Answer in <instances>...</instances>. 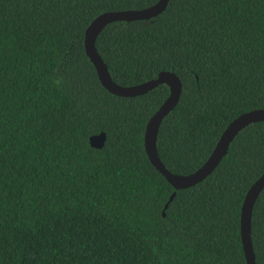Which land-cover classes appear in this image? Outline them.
<instances>
[{
  "label": "trees",
  "instance_id": "1",
  "mask_svg": "<svg viewBox=\"0 0 264 264\" xmlns=\"http://www.w3.org/2000/svg\"><path fill=\"white\" fill-rule=\"evenodd\" d=\"M157 1L0 0V264H247L240 215L264 172V121L176 189L144 148L168 86L114 95L85 53L96 16ZM95 47L119 85L179 77L156 140L172 173L194 172L232 120L264 109V0H169L153 17L106 24ZM251 241L264 264V188Z\"/></svg>",
  "mask_w": 264,
  "mask_h": 264
},
{
  "label": "water",
  "instance_id": "2",
  "mask_svg": "<svg viewBox=\"0 0 264 264\" xmlns=\"http://www.w3.org/2000/svg\"><path fill=\"white\" fill-rule=\"evenodd\" d=\"M169 0H158L155 4L139 10L107 11L96 16L87 26L84 32V49L89 60L93 64L101 85L110 93L121 97H133L144 94L159 84H166L169 95L150 117L144 132V148L151 164L161 175L176 189L195 185L206 178L220 163L229 144L234 137L248 124L264 121V109H255L243 113L232 120L222 132L211 154L206 161L190 174H175L170 172L158 157L156 140L162 119L174 108L179 100L182 84L179 77L171 71H161L155 79H151L136 85L122 86L112 80L106 64L99 56L95 39L104 26L113 21H132L147 19L161 13ZM105 134L99 133L89 138L92 147L100 148L104 144ZM264 188V172L250 186L243 200L240 215V235L247 264H256L251 241L252 209L260 192Z\"/></svg>",
  "mask_w": 264,
  "mask_h": 264
}]
</instances>
